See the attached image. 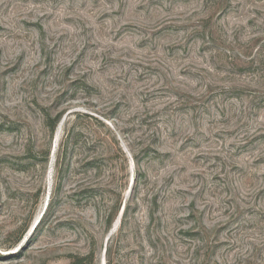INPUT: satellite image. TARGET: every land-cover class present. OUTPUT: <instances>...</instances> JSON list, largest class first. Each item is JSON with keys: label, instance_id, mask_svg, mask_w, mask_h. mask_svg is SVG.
Here are the masks:
<instances>
[{"label": "rangeland", "instance_id": "374dc122", "mask_svg": "<svg viewBox=\"0 0 264 264\" xmlns=\"http://www.w3.org/2000/svg\"><path fill=\"white\" fill-rule=\"evenodd\" d=\"M76 261L264 264V0H0V264Z\"/></svg>", "mask_w": 264, "mask_h": 264}, {"label": "trees", "instance_id": "16d2710c", "mask_svg": "<svg viewBox=\"0 0 264 264\" xmlns=\"http://www.w3.org/2000/svg\"><path fill=\"white\" fill-rule=\"evenodd\" d=\"M53 127H54V126H53ZM41 221H42V220H40V221L38 222V224H40ZM38 224L36 225L35 229L37 228ZM78 263H79V261H76V262H75V264H78Z\"/></svg>", "mask_w": 264, "mask_h": 264}, {"label": "bare ground", "instance_id": "6f19581e", "mask_svg": "<svg viewBox=\"0 0 264 264\" xmlns=\"http://www.w3.org/2000/svg\"><path fill=\"white\" fill-rule=\"evenodd\" d=\"M57 141V140H56Z\"/></svg>", "mask_w": 264, "mask_h": 264}]
</instances>
